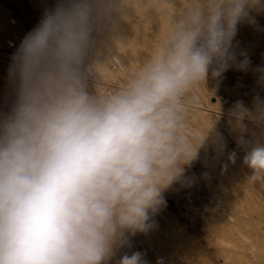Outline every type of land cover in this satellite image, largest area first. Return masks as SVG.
Instances as JSON below:
<instances>
[{
	"label": "clouds",
	"instance_id": "9594fccd",
	"mask_svg": "<svg viewBox=\"0 0 264 264\" xmlns=\"http://www.w3.org/2000/svg\"><path fill=\"white\" fill-rule=\"evenodd\" d=\"M97 3L57 0L13 55L15 101L0 114V264H105L125 232H147L205 137L191 128L195 90L248 69L233 41L264 11V0H170L151 54L121 85L90 86ZM230 113L243 132L245 119L264 121V100ZM244 163L248 182H264V143ZM119 264L146 261L134 252Z\"/></svg>",
	"mask_w": 264,
	"mask_h": 264
},
{
	"label": "rangeland",
	"instance_id": "374dc122",
	"mask_svg": "<svg viewBox=\"0 0 264 264\" xmlns=\"http://www.w3.org/2000/svg\"><path fill=\"white\" fill-rule=\"evenodd\" d=\"M56 2L0 0V114L10 112L15 101L13 55ZM97 7L100 16L85 60L88 82L117 87L163 37L170 0H98ZM254 15L256 24L239 25L233 41L238 53H246L248 69L231 67L195 90L191 128L205 136L196 158L162 192L164 203L151 214L152 227L125 232L116 242L143 254L146 264H212L216 256L220 264H264V182H248L251 170L244 163L249 148L264 143V121L245 119L241 132L230 113L238 101L254 111L255 98L264 100V80L256 71L264 68V11ZM241 136L246 145L238 143Z\"/></svg>",
	"mask_w": 264,
	"mask_h": 264
},
{
	"label": "crops",
	"instance_id": "0c3cea01",
	"mask_svg": "<svg viewBox=\"0 0 264 264\" xmlns=\"http://www.w3.org/2000/svg\"><path fill=\"white\" fill-rule=\"evenodd\" d=\"M131 250L123 242L116 243L114 245L113 256H111L105 264H119L121 257L124 255H131L133 253Z\"/></svg>",
	"mask_w": 264,
	"mask_h": 264
},
{
	"label": "bare ground",
	"instance_id": "6f19581e",
	"mask_svg": "<svg viewBox=\"0 0 264 264\" xmlns=\"http://www.w3.org/2000/svg\"><path fill=\"white\" fill-rule=\"evenodd\" d=\"M218 223V222H217ZM221 227V226H220ZM255 230V229H254ZM257 231V230H256ZM260 231V230H259ZM263 233V232H262ZM227 239V238H226ZM225 239V240H226ZM229 243V242H228ZM227 244V243H226ZM238 246V245H237ZM239 247V246H238ZM237 247V248H238ZM235 248V247H234ZM240 248V247H239ZM260 249V248H259ZM241 250V249H240ZM226 251V250H225ZM232 251V250H231ZM231 251H229V253L231 252ZM228 253V252H227ZM224 254H226V253H224ZM240 254V253H239ZM228 255H230V254H228ZM232 255V254H231ZM222 258V257H221ZM227 258V257H226ZM232 258V257H231ZM240 258V257H239ZM230 260H233L234 261V259L232 258V259H230ZM240 260V259H239ZM226 261H229L228 259L226 260ZM237 264L239 263V261L237 262V261H235ZM235 262H234V264H235ZM241 262V261H240ZM212 264H220V259H219V257L218 256H216L213 260H212V262H211ZM223 264V263H222ZM230 264V263H229ZM240 264V263H239Z\"/></svg>",
	"mask_w": 264,
	"mask_h": 264
}]
</instances>
